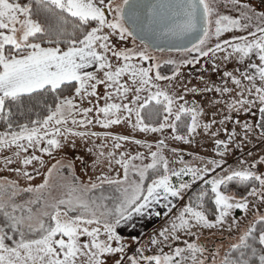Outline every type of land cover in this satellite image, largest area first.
<instances>
[{"label":"snow or ice","instance_id":"snow-or-ice-1","mask_svg":"<svg viewBox=\"0 0 264 264\" xmlns=\"http://www.w3.org/2000/svg\"><path fill=\"white\" fill-rule=\"evenodd\" d=\"M228 2L239 16L220 15L214 0H0V121L5 124V130L0 132V151L15 149L11 157L4 158L5 166L19 160L24 168L11 170L32 180L27 166L34 162L40 167L45 165L43 156L37 152L52 156L69 144L75 147L79 138L93 140V146L87 150L96 156L95 164L107 161L109 169L115 164L123 172L122 178L119 172L116 178L102 173L96 178L98 182L88 185L79 183L73 175L64 185L67 195L53 202L44 199L42 193L51 187L53 173L63 167L72 168L71 163L65 165L57 160L47 169L43 183L27 188L3 178L0 264H105L106 255L117 253L120 259L115 264H123L127 245L117 231L121 223L132 220L134 214L143 215L162 200L167 208L164 214L168 215L176 207L169 197L183 199L182 193L197 181L210 187H202L194 199L190 198L169 226L159 232L163 240L154 236L151 244H162L170 237L179 240L181 231L196 235L193 228L228 225L231 229L238 221L233 219L229 224L228 218L234 209L247 212L249 197L264 203V173L257 174L252 167L223 168L226 163L223 156L236 135L234 129L227 142L215 141L221 159L200 157L204 163L197 167L179 157L182 166L177 169L170 167L173 162L164 154L168 147L164 139L152 151L153 145L145 141L110 131H91L89 127L98 124L109 129L129 123L141 132L171 129L173 140L186 143H191L201 128L216 136L218 133L211 130L217 121L202 123L204 109L196 106L195 101L191 107L187 101L179 103L184 95L172 90V82L180 76L183 64L198 63L200 57L215 58L220 52L225 54V61L236 58L243 62L252 56L259 61L251 64L252 72L239 76L224 73L239 89L227 103L229 111L250 110L249 106L257 102L264 105V11L257 13L241 0ZM233 30L246 35L221 40L224 33ZM114 37L121 42L131 37L133 47H118ZM161 37H190V47L179 46L174 50L197 54L179 62L164 61L173 65L171 76L161 74V63L151 54L152 41ZM137 39L142 46H136ZM156 50L164 51L158 47ZM145 62H149L147 66ZM160 81H167V86L161 87ZM101 85L103 93L98 92ZM181 87L185 93L215 90L223 96L234 92L227 82L213 88L207 85L203 89L188 88L183 84ZM69 90L70 94H65ZM45 93L53 97L51 104H43L45 115L37 113L36 119L13 122L12 105L19 109L25 100ZM85 103L89 106H83ZM260 112L264 118V107ZM228 119L231 117H224ZM260 127L264 136V124ZM244 128L247 139L252 128L248 124ZM96 138H102L103 142L95 144ZM130 139L149 149V163H144L148 157L143 152L133 155L126 149L118 151ZM109 140L111 148L105 151ZM30 149V154L22 155ZM171 151L176 153L177 149ZM217 169L221 173L210 176ZM33 171L41 174L39 169ZM232 182L246 185V195L237 199L229 194L228 185ZM104 184L116 185L121 192L112 207L106 203L111 197L86 195ZM21 192L35 196L18 204L15 198ZM209 193L215 208L211 219L204 206ZM36 204L40 208L33 211L32 205ZM185 243L186 247H176L167 253L161 247L155 255H144L142 245L136 255L128 257L129 264H206L203 254L207 249L197 243ZM230 249L220 264H264V214L256 216ZM212 264H216L215 256Z\"/></svg>","mask_w":264,"mask_h":264},{"label":"rangeland","instance_id":"rangeland-1","mask_svg":"<svg viewBox=\"0 0 264 264\" xmlns=\"http://www.w3.org/2000/svg\"><path fill=\"white\" fill-rule=\"evenodd\" d=\"M24 2V0H21ZM119 2V0H116ZM218 12L220 15H230V16H239V12L233 7L228 0H214ZM241 3H248L252 6V9L259 13L264 11V0H241ZM235 35H246V32H241L240 30H233L232 32H226L222 35L221 40L229 39L231 40ZM118 47H133L132 38L129 37L126 41H119L118 38H113ZM216 41L213 40V43ZM136 46H142L140 41L136 40ZM211 46V45H210ZM151 54L157 58L161 63V74L166 76H171L173 71V65L165 64L164 61L168 59H174L176 61L192 59L193 56L197 55L195 53L188 54L183 52H177L175 50H164L157 51L151 48ZM225 54L220 52L217 53L215 58L210 57H200L199 62H193L191 64H183L181 66V74L175 81L172 82V90L177 93V95H184V100L179 101V103L188 102L187 106H193V101L195 105L204 109V115L200 118L202 123H206L215 119L216 124L213 125L211 131L217 132L216 136H212L209 132H205L202 128L198 129L197 134H195L191 139V143H186L179 140H173L172 136L174 133L171 129H164L163 132H143L142 137L139 140L145 141L148 144L153 145L152 151L155 150V145L161 139L165 140V143L168 145L164 149V154L168 157L173 163L170 164V167L179 168L182 165L179 162V157H182L183 161L189 165L202 167L204 161L199 159L203 157L207 159H221L217 152V145L215 141L217 139L228 141L229 136L232 135L233 129L235 130L236 135L232 139V142L229 143L228 151L224 154L223 159L226 163L223 165L224 169H241L252 167L257 174L264 173V161L261 160V157H264V136H261V127L260 125L264 124V118H262V113L260 108L264 105H260L258 102L255 106H249L250 110L240 109L239 111H229L227 103L231 102L232 97L236 96L239 92V89L232 84V81L224 75L225 72H233L234 75L239 76L243 72H252L254 69L251 68L252 63H258V58L252 56L249 59L241 62L236 58L230 60H223ZM149 62H145L147 66ZM203 77V79H201ZM124 79H127L125 77ZM227 82V86L234 89V92L230 94H224L221 96L220 93L213 91H196V92H184V88L181 87V84L185 85L188 88L196 87L197 89H203L205 85L210 88L213 86H224ZM161 87H166L167 81L159 82ZM247 83V81H244ZM104 87L101 85L98 87V92L103 93ZM223 101L221 103H216V101ZM95 103V101H93ZM104 101L101 100L100 104L103 105ZM83 106H89L85 103ZM215 113V116H213ZM225 116H230L231 119L224 120ZM223 120L224 123L221 124L220 121ZM134 122V121H133ZM121 124L122 131L125 132ZM248 124L251 126L252 130L248 132L247 139H245L244 125ZM97 124H94L95 127ZM137 131L136 128H132L130 132L126 135L131 136ZM183 132V129H180ZM139 132V129H138ZM124 135V134H120ZM136 137V136H134ZM76 141H80L79 138H76ZM92 147V146H91ZM129 149L130 154H135L136 152H143L147 159L144 160V163L150 162L149 149L142 145L135 144L133 146V151L130 152V145L125 146ZM89 145L80 146L75 145L72 147L70 144L65 146L62 149L56 150L53 152L52 156L47 154L39 153L42 155L45 160V165L40 167L39 164L35 163L33 165L27 166L26 170L34 177L32 180H28L22 174L12 171L11 169L21 168L24 166L19 160H15L14 163L5 166L4 158L11 157L14 148L5 149L0 151V183L4 182L3 178H7L8 181H17L20 188H27L29 185L35 186L37 184L43 183L47 169L51 167L52 164H55L57 160L62 161L63 164L67 165L71 163L72 168L63 167L60 168L58 172H54L53 176L50 179L51 187L46 189L42 196L44 199L49 202L59 200L64 198L67 195L68 189L64 185L68 184L73 175L78 178V182L84 185H88L90 182H93L86 176L88 165L92 164L94 157L93 153H89ZM177 149L176 153H172L171 149ZM223 151V148H220ZM22 153V155H28L31 153ZM62 153L59 154V153ZM76 156H79L83 159H77ZM59 157V159H57ZM15 159V158H14ZM140 163V161H136ZM39 169L41 174H37L33 169ZM221 173V169H217V173H212L211 175H216ZM190 179V178H188ZM185 179V180H188ZM111 186V185H110ZM201 181H197L192 185V187L182 193L183 199H175L169 197L173 200V203L176 204V207L173 208L171 213L165 215L167 208L164 209L158 208L161 204L164 205L162 200L160 204L155 205L153 208L145 211L146 219L150 218L145 227L141 225L136 226L134 222H122L121 225L117 228L118 233L123 237L124 243L127 245L124 253L123 264H129L128 257L136 255L138 249L143 245L144 246V255H155L159 254L160 248H163L164 252H171L176 247H186V243H197L203 246L207 251L203 254V257H206V264H212V257L215 256L216 264H220L221 260L225 254L230 253V246L234 243L239 242V237L247 230L250 223L256 218L257 215L264 214V203H261L254 197H249L250 206L249 210L245 212L241 209H234L231 213V216L228 218L229 224H232L233 219L238 221V224H232L231 229L228 228V225L223 227L216 228H193L192 232L196 235H189L184 231L178 233L180 236L179 240H174L171 237L168 241L163 242L162 244H151V239L155 236L161 241L162 237H159V232L169 226L170 221L178 214L179 210L188 203L189 199H194L202 187H205ZM210 187V186H209ZM206 188V187H205ZM230 190L229 194L235 195L237 199L241 196L246 195L247 186L246 185H237L235 182H232L228 185ZM112 193L108 194L106 197H111L106 203L116 202L117 198L121 196V192L110 188ZM92 189L90 192H87L86 195L89 197H100L103 194H96ZM114 190V191H113ZM97 191V190H96ZM78 194V193H77ZM35 194L21 192L16 198L15 202L22 204L29 199H33ZM105 196V195H103ZM108 204V205H109ZM33 211H36L40 208L39 204L32 205ZM163 207V206H161ZM156 212H160L159 216L155 215ZM151 213V214H149ZM139 221V219H138ZM0 223L2 219L0 218ZM127 229V231L125 230ZM86 238H82L84 240ZM113 246H116V242H113ZM218 251V255H217ZM105 264H115V261L120 259V254H112L105 256Z\"/></svg>","mask_w":264,"mask_h":264},{"label":"crops","instance_id":"crops-1","mask_svg":"<svg viewBox=\"0 0 264 264\" xmlns=\"http://www.w3.org/2000/svg\"><path fill=\"white\" fill-rule=\"evenodd\" d=\"M123 126L126 127V128H124L125 132L122 131L121 124L120 125H113L109 129H104L103 127H101L98 124L95 127H93V126H89V127H90L91 131H95V132L110 131L114 135H120V134L126 135L133 128L132 125L129 124V123H124ZM142 134H143V132H141V131L138 132V129H137L136 133L135 134H131L130 137H133V138L139 140L140 138H143ZM134 136H136V137H134ZM79 140L80 141H76L75 140V145L79 144L80 146H84V145H89V147L93 146V140H91V139H89V140H81V139H79ZM102 142H103L102 138H96L95 141H94V143L97 144V145L102 143ZM128 145H130L132 147V148H130V152L133 151V146L135 145V143H133L131 139L129 141L124 142V148H122V149H120L118 151H123V150L126 149L129 152V149H127V147L125 148V146H128ZM110 148H111V142L109 140L108 141V148H106L105 151H108V149H110ZM59 154L62 155L61 152ZM76 157H77V159H83V158H81L79 156H76ZM57 159H59V157H57ZM95 160H96V157H94V159L92 161V164L88 165L87 172H86V176H89V178L91 180H93L94 183L98 182L96 178L98 176H100L102 173L108 175L109 177L116 178L117 172H119L120 173V177L122 178L123 172H122V169L120 168L119 165H115L114 164L112 169H109L108 166H107V161H104L103 163L95 164L94 163ZM110 188H114V189L118 190L116 185H111L110 186L108 184H104L101 187H98V188L94 189L93 191H95L96 194H103V195L107 196L108 194L112 193V190ZM113 204H114L113 201L110 202L109 207H112ZM161 206H163V205L161 204L160 206H158V208L164 209V206L163 207H161ZM138 219H139V221H138ZM149 219L150 218L146 219V213L144 212L143 215L134 214L133 217H132V220H130V222L132 221V222H134V224H135V222L138 223V224H136V226H138V227H139V225H141V227H145L144 225L148 224L147 221ZM125 231H127V229Z\"/></svg>","mask_w":264,"mask_h":264},{"label":"trees","instance_id":"trees-1","mask_svg":"<svg viewBox=\"0 0 264 264\" xmlns=\"http://www.w3.org/2000/svg\"><path fill=\"white\" fill-rule=\"evenodd\" d=\"M65 94H70V90ZM37 101L39 103L37 104ZM47 102L51 104L53 102V97L49 93H45L42 97H33L31 100H25L24 106L17 109L15 105H12L13 108V116L12 120L14 123H24L29 119H36V114L39 113L41 116L45 115L46 112L43 108V104ZM31 109V110H30ZM5 130V124L3 121H0V132ZM189 177H185L188 179ZM206 188L209 186H205ZM204 206L208 211L209 218H213L212 213L215 211L214 202L211 199V193H209V197L205 198ZM2 219V218H1ZM231 251V249H230Z\"/></svg>","mask_w":264,"mask_h":264},{"label":"water","instance_id":"water-1","mask_svg":"<svg viewBox=\"0 0 264 264\" xmlns=\"http://www.w3.org/2000/svg\"><path fill=\"white\" fill-rule=\"evenodd\" d=\"M190 37L187 38H176V37H161L159 39H156L155 41H152L154 44V47H152L154 50L158 48H163L164 50L169 49H175L179 46H187L190 47L191 45L188 43V40ZM140 41L139 39H137Z\"/></svg>","mask_w":264,"mask_h":264},{"label":"flooded vegetation","instance_id":"flooded-vegetation-1","mask_svg":"<svg viewBox=\"0 0 264 264\" xmlns=\"http://www.w3.org/2000/svg\"><path fill=\"white\" fill-rule=\"evenodd\" d=\"M138 41V40H137Z\"/></svg>","mask_w":264,"mask_h":264}]
</instances>
